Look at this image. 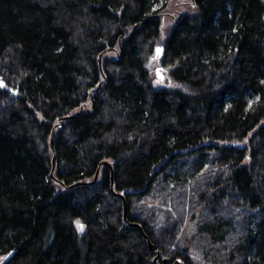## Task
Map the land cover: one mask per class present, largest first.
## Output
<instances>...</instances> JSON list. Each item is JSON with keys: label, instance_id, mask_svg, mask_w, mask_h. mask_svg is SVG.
<instances>
[{"label": "trees", "instance_id": "1", "mask_svg": "<svg viewBox=\"0 0 264 264\" xmlns=\"http://www.w3.org/2000/svg\"><path fill=\"white\" fill-rule=\"evenodd\" d=\"M171 1L0 0L1 264H264V0Z\"/></svg>", "mask_w": 264, "mask_h": 264}, {"label": "rangeland", "instance_id": "2", "mask_svg": "<svg viewBox=\"0 0 264 264\" xmlns=\"http://www.w3.org/2000/svg\"><path fill=\"white\" fill-rule=\"evenodd\" d=\"M177 1L179 2L180 0H177ZM175 2H176V0L171 1L170 2L171 4L168 7L169 10H167V11L171 12V14H172V12H174L173 9L176 8V3ZM178 9H181V6L178 5ZM172 23H173V19L171 18V16L166 17L165 19H163V21H162V35L163 36L167 35L169 29L171 28ZM158 47H163V46L162 45H156L155 48H154V52H153V55L151 57V59L154 62L151 72H152V75L154 76V79H155V81L157 83L163 84V85H167L169 83V80L167 78V71L163 68L162 65H160L158 63V60L160 58L161 51H162L161 50V51L157 52V48ZM239 143H242V141H240ZM186 226H187V231L193 232L195 230V226H196L195 225V220H189V219H187ZM1 262H2V260L0 259V264H1Z\"/></svg>", "mask_w": 264, "mask_h": 264}, {"label": "water", "instance_id": "3", "mask_svg": "<svg viewBox=\"0 0 264 264\" xmlns=\"http://www.w3.org/2000/svg\"><path fill=\"white\" fill-rule=\"evenodd\" d=\"M157 49H160V51L162 50V47H158ZM98 64H99V67H100V64H101V54H99V56H98ZM0 85L1 86H3V83H0ZM100 86V83L98 84V87ZM58 125H60V123H58ZM54 134H55V127H53L52 128V132H51V137H50V146H51V148L53 149L54 148V146H53V144H54ZM55 158H56V153H55V151L53 152V156H52V170H53V168H54V165H55ZM104 164H107L108 166H109V163H107V162H103ZM111 171H112V169H111ZM97 175H98V171L96 172V174H95V176H94V179L91 181V182H94L95 180H96V178H97ZM111 189H112V191H113V187H112V183H111ZM117 195H119L120 197H122V195L121 194H117ZM123 206H124V219L126 220V204H125V200H123ZM132 225H135V226H138L139 227V229L141 230V233L144 235V237H147L146 235H145V233L143 232V229H142V227L139 225V224H137V223H133ZM149 246L150 247H153L152 246V244L149 242ZM159 256V252H157V255H156V257H155V259L157 258ZM165 262V260H163V263ZM175 264H182L181 263V261L180 260H175V262H174Z\"/></svg>", "mask_w": 264, "mask_h": 264}, {"label": "snow or ice", "instance_id": "4", "mask_svg": "<svg viewBox=\"0 0 264 264\" xmlns=\"http://www.w3.org/2000/svg\"><path fill=\"white\" fill-rule=\"evenodd\" d=\"M193 7H195V5H193ZM160 51V49H157V52H159ZM78 223V222H77ZM78 227L81 229V230H83V225H79L78 224Z\"/></svg>", "mask_w": 264, "mask_h": 264}]
</instances>
